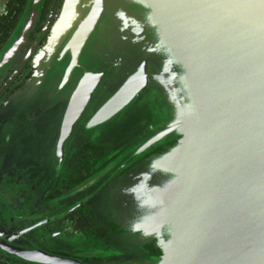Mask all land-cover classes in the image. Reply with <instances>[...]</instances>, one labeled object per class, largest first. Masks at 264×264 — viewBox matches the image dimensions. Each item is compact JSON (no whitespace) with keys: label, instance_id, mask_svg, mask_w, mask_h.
I'll list each match as a JSON object with an SVG mask.
<instances>
[{"label":"water","instance_id":"1","mask_svg":"<svg viewBox=\"0 0 264 264\" xmlns=\"http://www.w3.org/2000/svg\"><path fill=\"white\" fill-rule=\"evenodd\" d=\"M44 62L58 149L141 94L164 115L142 148L176 137L145 160L137 223L112 217L160 256L112 264H264V0H75Z\"/></svg>","mask_w":264,"mask_h":264},{"label":"flooded vegetation","instance_id":"2","mask_svg":"<svg viewBox=\"0 0 264 264\" xmlns=\"http://www.w3.org/2000/svg\"><path fill=\"white\" fill-rule=\"evenodd\" d=\"M63 1L0 0V264L112 263L120 256L113 246L121 243L129 250V245L117 239L126 235L112 221V213L98 205L101 193L123 172L176 140L168 138L142 148L164 118L147 106L155 114L143 112L136 118L131 159L113 168L112 160L101 158L107 149L96 138L110 133L105 130L81 128L61 149H53L51 142L42 157L20 147L42 145L48 134L36 132L38 136L31 127L39 119L52 121L57 111L51 108L57 99L37 85ZM59 116L53 119L55 132H50L55 140ZM127 240L138 244L147 256H160L147 247L159 250L155 240L144 243L135 236ZM38 254L61 261H48Z\"/></svg>","mask_w":264,"mask_h":264},{"label":"rangeland","instance_id":"3","mask_svg":"<svg viewBox=\"0 0 264 264\" xmlns=\"http://www.w3.org/2000/svg\"><path fill=\"white\" fill-rule=\"evenodd\" d=\"M75 0H64L63 5H62V12L60 14V17H57L58 21L57 24L55 25V31L53 34V39L52 43L54 42V38L57 35V32L64 27V22L67 19V16H69V10L73 7ZM107 46L110 48L112 46V41H108ZM112 91V86H110L109 91L104 95L103 99H105L109 93ZM143 96V94H141ZM140 95V96H141ZM136 98L132 104H130L122 114L107 123L99 126L97 130L102 131H108L110 133L106 134H99L96 138L99 143L105 144V148L107 149L105 155H103L101 158L103 160H112V168L113 166L120 165L123 161H128L131 159V150H132V139L134 136V131H135V123H136V118L140 117L143 112H149L152 114H155V108L151 107L153 110L150 111L148 110L147 106L150 108L148 105L150 101L146 98V96ZM142 98V99H141ZM64 98L63 96L61 98H58L57 101L54 103V105L51 108H57V111H53L52 113V121L47 120L44 118V120L39 119L37 121L36 125H30L26 126L27 128L33 130L35 129V134L39 133H46V137L44 138V142L42 145H38L37 147H34L33 149L30 147V145H20L21 148L26 149L24 150L27 152L29 155H39V156H44L46 151L43 150L44 148H47L50 146L52 142V148L56 146V140L53 138L52 135L50 134L51 130L54 133V118L55 116L62 115V112H58V109H60V106L63 102ZM89 112V111H88ZM51 115V114H50ZM47 115V116H50ZM152 117V116H151ZM30 119V117H28ZM32 124V120H29ZM21 132H26L22 131ZM37 132V133H36ZM79 133V132H78ZM39 134H37L39 136ZM30 135V134H29ZM37 135H34L33 137H38ZM45 135V134H44ZM52 140V141H51ZM35 146V143H34ZM40 147V148H39ZM31 148L30 150H28ZM35 151V152H34ZM159 154V153H156ZM155 155V154H153ZM59 158V156H58ZM146 157L142 161H140L138 164L134 165L135 167L133 169V172H128L125 171L121 174L120 177H118L116 180H114L107 188L106 191L102 192L100 195V198L98 200V205L106 209L107 211H110L112 213V217H121L123 220L126 218L127 220H130L129 225H133L137 223V206L135 204L136 200L135 197L137 196L138 191L141 190L142 186H146L148 181L144 176L146 174L145 172V167L144 165L146 164ZM131 167V168H133ZM103 167H97V170H101ZM112 207V208H110ZM109 209H112L109 210ZM109 213V212H108ZM137 235V234H135ZM128 236L126 238H123V236H119L117 239H124L129 245V251L122 247V244H118L115 247L113 251L115 252H124L125 254L128 252H131L130 250L135 249V252H139V254H144L138 247V244H136L134 241L127 240ZM154 240V239H153ZM134 245V246H133ZM133 248V249H132ZM113 249V248H112ZM114 260V259H113ZM101 264H112V263H106V262H101Z\"/></svg>","mask_w":264,"mask_h":264},{"label":"trees","instance_id":"4","mask_svg":"<svg viewBox=\"0 0 264 264\" xmlns=\"http://www.w3.org/2000/svg\"><path fill=\"white\" fill-rule=\"evenodd\" d=\"M147 247H149L150 252L153 254L158 255L160 253L159 252L160 250H157L156 248H152L151 246H147Z\"/></svg>","mask_w":264,"mask_h":264}]
</instances>
